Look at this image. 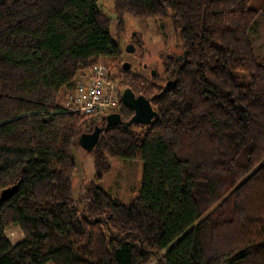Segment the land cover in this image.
<instances>
[{
    "label": "trees",
    "instance_id": "1",
    "mask_svg": "<svg viewBox=\"0 0 264 264\" xmlns=\"http://www.w3.org/2000/svg\"><path fill=\"white\" fill-rule=\"evenodd\" d=\"M98 1L0 0V264H264V63L250 38L264 6L114 0L111 15ZM126 14L169 19L185 63L125 70L111 23L123 31ZM101 58L120 79L112 112L132 117L129 88L157 112L150 125L62 108ZM96 126V172L76 197L74 149ZM113 158L143 162L129 203L98 186Z\"/></svg>",
    "mask_w": 264,
    "mask_h": 264
},
{
    "label": "rangeland",
    "instance_id": "2",
    "mask_svg": "<svg viewBox=\"0 0 264 264\" xmlns=\"http://www.w3.org/2000/svg\"><path fill=\"white\" fill-rule=\"evenodd\" d=\"M98 6L105 9L113 15L114 0H99ZM264 6V0H251V7L261 9ZM125 29L119 31L116 29V20L111 23V34L122 49L123 63L131 64L132 70L148 76L150 72H161L163 70V59L173 53L180 54L182 48L177 39L174 26L169 19L147 18L135 19L126 14L123 17ZM250 38L257 56L264 63V11H262L252 28ZM178 43V45H177ZM132 47L133 51L129 52L128 47ZM102 63L108 70L111 64L110 58H101L96 64ZM94 67L76 78L74 94L80 93L81 88L84 89L88 85L91 77L95 75ZM109 73V72H108ZM114 73H116L114 71ZM235 74L242 80L246 78L245 73L236 71ZM110 75V74H109ZM119 82V77H116ZM244 82V81H243ZM246 82V80H245ZM77 88V89H75ZM119 90V85L117 83ZM66 88L62 91L60 99L61 106L64 101ZM73 90V89H70ZM73 90V91H74ZM73 94V95H74ZM77 169L74 178L73 195L79 196L88 182L95 174L93 158L86 153L85 149L80 145L74 149ZM111 169L106 173L98 186L106 190L112 197H118L121 201L129 203L137 195L140 189V181L143 172V162L141 160L128 159H110ZM16 229L10 230V236H14ZM164 250V252H166ZM163 252V253H164Z\"/></svg>",
    "mask_w": 264,
    "mask_h": 264
},
{
    "label": "built area",
    "instance_id": "3",
    "mask_svg": "<svg viewBox=\"0 0 264 264\" xmlns=\"http://www.w3.org/2000/svg\"><path fill=\"white\" fill-rule=\"evenodd\" d=\"M94 66L95 75L91 77L86 88H81L80 93L75 94L74 89L65 91L62 108L66 111L98 116L107 114L108 110H114L118 106V79H112L102 63Z\"/></svg>",
    "mask_w": 264,
    "mask_h": 264
},
{
    "label": "water",
    "instance_id": "4",
    "mask_svg": "<svg viewBox=\"0 0 264 264\" xmlns=\"http://www.w3.org/2000/svg\"><path fill=\"white\" fill-rule=\"evenodd\" d=\"M127 50L129 52L133 51L131 46L128 47ZM171 56L175 57L182 65L187 59V51L182 49L180 54L173 53ZM123 67L125 70H129L131 68V64L128 62H124ZM154 73L155 71L152 72V74ZM122 101L125 106L133 110L132 117L127 122H123L119 113H109L106 115V124L108 126L124 124V127L128 128L130 125L135 123H140L148 126L151 124L153 118H155L157 115V112L153 110V107L149 100H147L142 95L135 96L134 92L129 88L123 91ZM101 132L102 128L96 126L92 132L81 134V136H79L78 142L85 150L91 151L99 141ZM16 190V187L5 189L2 192V198L5 199L11 196Z\"/></svg>",
    "mask_w": 264,
    "mask_h": 264
},
{
    "label": "bare ground",
    "instance_id": "5",
    "mask_svg": "<svg viewBox=\"0 0 264 264\" xmlns=\"http://www.w3.org/2000/svg\"><path fill=\"white\" fill-rule=\"evenodd\" d=\"M129 70H130V69H129ZM112 110H113V109H110V110H108V112H112ZM108 112H107V113H108ZM112 113H113V112H112ZM108 114H109V113H108Z\"/></svg>",
    "mask_w": 264,
    "mask_h": 264
}]
</instances>
